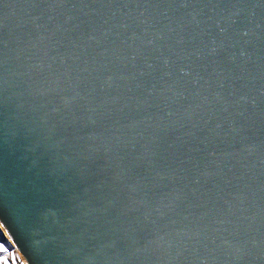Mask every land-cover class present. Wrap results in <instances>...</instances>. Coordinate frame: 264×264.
<instances>
[{"label":"water","instance_id":"95a60500","mask_svg":"<svg viewBox=\"0 0 264 264\" xmlns=\"http://www.w3.org/2000/svg\"><path fill=\"white\" fill-rule=\"evenodd\" d=\"M0 219L30 264H264V0H0Z\"/></svg>","mask_w":264,"mask_h":264},{"label":"rangeland","instance_id":"374dc122","mask_svg":"<svg viewBox=\"0 0 264 264\" xmlns=\"http://www.w3.org/2000/svg\"><path fill=\"white\" fill-rule=\"evenodd\" d=\"M0 249H6V251L0 250V264H30L25 259V255L21 252L18 245L13 240L11 234L5 228V225L0 219Z\"/></svg>","mask_w":264,"mask_h":264},{"label":"bare ground","instance_id":"6f19581e","mask_svg":"<svg viewBox=\"0 0 264 264\" xmlns=\"http://www.w3.org/2000/svg\"><path fill=\"white\" fill-rule=\"evenodd\" d=\"M2 221V220H1ZM2 223L5 225V228L8 230V232H9V234H11V232L9 231V228L7 227V225L2 221ZM26 258V257H25ZM26 261H28L27 260V258L25 259ZM28 263H29V261H28Z\"/></svg>","mask_w":264,"mask_h":264},{"label":"snow or ice","instance_id":"6c2138e0","mask_svg":"<svg viewBox=\"0 0 264 264\" xmlns=\"http://www.w3.org/2000/svg\"><path fill=\"white\" fill-rule=\"evenodd\" d=\"M0 250L6 251V249H0ZM4 264H7V261H4Z\"/></svg>","mask_w":264,"mask_h":264}]
</instances>
